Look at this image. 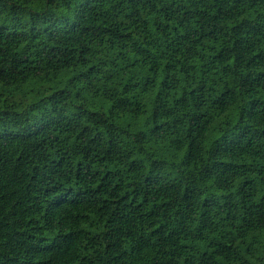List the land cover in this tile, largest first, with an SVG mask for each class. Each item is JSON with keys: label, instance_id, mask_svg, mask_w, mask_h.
I'll return each mask as SVG.
<instances>
[{"label": "trees", "instance_id": "trees-1", "mask_svg": "<svg viewBox=\"0 0 264 264\" xmlns=\"http://www.w3.org/2000/svg\"><path fill=\"white\" fill-rule=\"evenodd\" d=\"M0 264H264V0H0Z\"/></svg>", "mask_w": 264, "mask_h": 264}]
</instances>
